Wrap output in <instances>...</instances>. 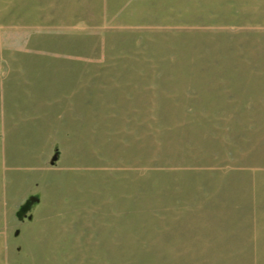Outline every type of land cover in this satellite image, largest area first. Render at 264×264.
Here are the masks:
<instances>
[{
  "label": "rangeland",
  "instance_id": "rangeland-1",
  "mask_svg": "<svg viewBox=\"0 0 264 264\" xmlns=\"http://www.w3.org/2000/svg\"><path fill=\"white\" fill-rule=\"evenodd\" d=\"M1 79L79 91L49 264H264V0H0Z\"/></svg>",
  "mask_w": 264,
  "mask_h": 264
},
{
  "label": "crops",
  "instance_id": "crops-1",
  "mask_svg": "<svg viewBox=\"0 0 264 264\" xmlns=\"http://www.w3.org/2000/svg\"><path fill=\"white\" fill-rule=\"evenodd\" d=\"M50 71L70 76L67 69ZM70 88L68 83L45 86L35 81L0 80V247L9 242L15 245V251L12 233L24 224L20 240L25 248L35 244L33 248L49 256L43 264L51 263L56 252L57 257L60 255L64 231L61 221L72 198L69 191L65 193V187L71 188L73 179L81 176L77 174L81 161L68 167L64 162L57 166L48 162L56 144L61 161L62 153L75 149L79 141V132L69 125L68 115L72 98L79 97L72 92L79 91ZM72 122H77L76 118ZM257 180L264 183V177ZM30 193L37 197L38 204L34 214L22 223L17 214ZM226 197V206L241 204V196L235 191ZM243 198L247 199L246 205H256L257 198ZM36 230L37 235L33 233Z\"/></svg>",
  "mask_w": 264,
  "mask_h": 264
},
{
  "label": "water",
  "instance_id": "water-1",
  "mask_svg": "<svg viewBox=\"0 0 264 264\" xmlns=\"http://www.w3.org/2000/svg\"><path fill=\"white\" fill-rule=\"evenodd\" d=\"M60 147L58 144L55 145V148L53 149L52 153L49 156L48 162L51 164V166H57L60 163ZM38 204V200L35 201V204H33L31 201H26L25 204L22 206L20 211L18 212L17 216L22 220V223L26 221V219H29L31 214H34L35 207ZM24 224H21L18 228H16L11 237V242L16 243L17 246L15 247V251L13 254L14 262L11 264H20L21 262V254L23 253L25 249V243L20 240L22 230ZM66 240H64L65 242ZM62 258V254L59 255V259Z\"/></svg>",
  "mask_w": 264,
  "mask_h": 264
},
{
  "label": "flooded vegetation",
  "instance_id": "flooded-vegetation-1",
  "mask_svg": "<svg viewBox=\"0 0 264 264\" xmlns=\"http://www.w3.org/2000/svg\"><path fill=\"white\" fill-rule=\"evenodd\" d=\"M37 197H35L34 195L29 198L27 201H31L33 204H35V201H36Z\"/></svg>",
  "mask_w": 264,
  "mask_h": 264
},
{
  "label": "trees",
  "instance_id": "trees-1",
  "mask_svg": "<svg viewBox=\"0 0 264 264\" xmlns=\"http://www.w3.org/2000/svg\"><path fill=\"white\" fill-rule=\"evenodd\" d=\"M33 195H34L33 193H30V195L28 196L27 200H28L29 198H31Z\"/></svg>",
  "mask_w": 264,
  "mask_h": 264
}]
</instances>
